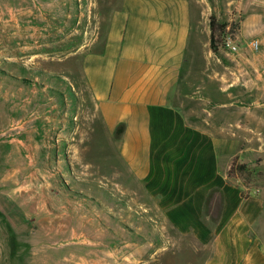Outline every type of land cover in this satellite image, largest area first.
Returning a JSON list of instances; mask_svg holds the SVG:
<instances>
[{"label": "crops", "instance_id": "1", "mask_svg": "<svg viewBox=\"0 0 264 264\" xmlns=\"http://www.w3.org/2000/svg\"><path fill=\"white\" fill-rule=\"evenodd\" d=\"M15 6L6 14L20 27L11 36L12 49L2 45L0 54L8 52L19 61L22 55L38 54L34 39L41 42L40 51L53 42L44 27L48 16L33 15V10L17 14ZM95 14L92 26L72 33L60 28L58 34L63 50L70 48L69 37L79 35L72 47L73 55L80 56L76 90L90 101L93 123L78 124L70 146L44 148V202L38 207L32 200L39 189L25 192L14 185L18 167L13 159L30 158L32 137L23 130L24 140L0 142V259L5 258L1 250L14 243L40 242L54 210L75 212L89 205L61 202L66 179L89 195L113 183L143 205L137 194L146 196L152 203L146 209H156L159 217L153 220L168 233L169 243H137L131 254L140 261L154 264L163 251L173 254L179 242L201 253L190 264H264V185L246 192L243 173L229 176L235 157L247 165L258 158L264 167V106H256L255 91L244 94L252 103L240 107L235 101L240 97L234 89L236 69L246 75L255 64L248 58L234 64L213 52L207 22L212 15L222 21L243 16L259 26L264 0H120L109 14ZM47 137L44 133V142ZM44 142L37 144L43 147ZM97 147H104L105 160L92 154ZM33 153L36 157L40 151ZM28 162L20 168L32 180L33 162ZM34 211L42 219L39 234L30 221ZM73 218L80 220L76 214ZM77 219L51 229L72 227L79 235ZM39 253L34 264L48 258ZM78 259L80 254H66L62 264H82Z\"/></svg>", "mask_w": 264, "mask_h": 264}, {"label": "rangeland", "instance_id": "2", "mask_svg": "<svg viewBox=\"0 0 264 264\" xmlns=\"http://www.w3.org/2000/svg\"><path fill=\"white\" fill-rule=\"evenodd\" d=\"M119 2L120 0H0V46L5 45L12 49L11 36H15V26L20 27V25H15V20L13 21L6 13L15 5L13 12L17 14L25 10H33V15H41L43 12L49 18V22L44 23V27H49V32L52 34L50 38L53 42L52 46L44 45L42 51L36 49L37 47L40 49L41 42L34 39L32 42L34 51H32L35 54L38 53L36 56L26 54L22 55L21 60L16 61L7 55L8 52L3 51L0 54V142L5 139L10 143L15 140H24L22 137L24 130L25 135L31 136L35 143L33 150L40 151L36 157L32 150L31 153L29 152L30 158L13 159V164L18 167L14 175L15 187L25 192L31 191V187L39 189L37 199L34 197L32 200L34 208L44 202V148L47 149L49 145L70 146L76 134V126L93 123L90 101L76 90L77 81L80 78L78 67L80 56L73 55L72 47L78 42L79 35L77 33L69 37L70 50H63V45L57 43L58 38H61L58 35L60 28L66 33H72L77 28L80 30L88 28V24L92 26V23L97 22L95 13L98 16L109 14L119 6ZM210 18L207 20L209 26ZM216 19L221 23H227L226 30L219 38V52L223 59L232 60L236 64V59L248 58L255 64V68H249L246 75L240 70L242 68L236 69L234 89L240 94V97L235 99L236 103L240 107L248 102L252 103L254 100L245 99L244 94L250 91L252 95L255 91L256 106L263 107L264 23L253 26L243 16L226 21ZM103 29L104 25L101 27V30ZM227 36H232L238 43L239 51L236 54H232L226 48ZM254 40L260 43L257 50L251 47V42ZM3 49V47L0 48V50ZM65 56L69 59L61 61L60 58ZM226 65L230 63L227 62ZM226 82V80L222 81V83ZM44 133L49 137L46 138L48 142L46 140L44 142ZM41 140L46 146L37 144ZM3 152L4 148L0 145V154ZM92 154L102 160H105L107 156L104 147L93 148ZM30 159L33 162L32 180L26 174L30 172L20 168L28 166ZM259 160L256 158L242 172L249 187L245 189L246 192L255 188L258 190L264 185V167L259 165ZM62 183L66 195H63L64 200L61 202L69 200L76 204L86 202L89 205L81 206L80 210L76 209L75 212L54 210L52 215L54 219H50L48 228L46 225L44 227L46 239L43 238L40 242L28 246L22 244L21 239L18 238L21 243H14L1 250V253L4 251L2 256L5 258L0 259V264H34V254L37 251H40L39 254L43 257L48 255L44 264L65 263L66 254L72 253L74 256L80 254L78 261L82 264L83 262L92 264L94 258L97 264H153L152 259L144 262L134 258L131 254L132 247H135L137 243L146 244L147 241H154L157 243L156 246L161 247L169 243L168 233L158 227L153 220L159 217L156 209L152 207L147 211L145 205H152V203L143 193L138 192L137 196L145 201V205L134 201L132 195L122 194L114 189L113 183L102 186V192L95 196L74 189L66 179ZM72 214L78 215L80 219L78 221L77 218H73L80 223L79 235L77 229L72 227L66 230L57 227L55 230L51 229L53 225L62 227L61 225L69 224L73 220ZM30 218L33 230L38 231L39 234L42 230L40 212L34 211ZM169 232L174 234L173 230ZM70 235L72 239L65 241ZM173 251V254L163 251L154 264H170V262L171 264H190L194 255L198 258L201 256L200 252L193 253L186 248V244L179 242L175 244Z\"/></svg>", "mask_w": 264, "mask_h": 264}, {"label": "trees", "instance_id": "3", "mask_svg": "<svg viewBox=\"0 0 264 264\" xmlns=\"http://www.w3.org/2000/svg\"><path fill=\"white\" fill-rule=\"evenodd\" d=\"M210 28H211V49L213 52H218L220 45V37L222 36L223 32L227 28V23L219 22L215 16H211L210 18ZM247 169L246 163L239 162L238 157H235L232 163V166L229 170V176L233 177L238 173H242Z\"/></svg>", "mask_w": 264, "mask_h": 264}, {"label": "built area", "instance_id": "4", "mask_svg": "<svg viewBox=\"0 0 264 264\" xmlns=\"http://www.w3.org/2000/svg\"><path fill=\"white\" fill-rule=\"evenodd\" d=\"M226 48L232 52L237 53L239 51V45L236 43L235 39L232 36H227L225 39ZM251 47L255 50L259 49L260 43L257 40L251 42Z\"/></svg>", "mask_w": 264, "mask_h": 264}, {"label": "bare ground", "instance_id": "5", "mask_svg": "<svg viewBox=\"0 0 264 264\" xmlns=\"http://www.w3.org/2000/svg\"><path fill=\"white\" fill-rule=\"evenodd\" d=\"M96 263V262H95ZM97 264V263H96Z\"/></svg>", "mask_w": 264, "mask_h": 264}]
</instances>
